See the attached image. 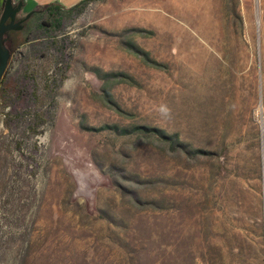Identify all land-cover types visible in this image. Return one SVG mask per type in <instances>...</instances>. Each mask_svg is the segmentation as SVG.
Wrapping results in <instances>:
<instances>
[{"label": "rangeland", "instance_id": "rangeland-1", "mask_svg": "<svg viewBox=\"0 0 264 264\" xmlns=\"http://www.w3.org/2000/svg\"><path fill=\"white\" fill-rule=\"evenodd\" d=\"M30 16L0 77V264H264V0Z\"/></svg>", "mask_w": 264, "mask_h": 264}, {"label": "water", "instance_id": "water-1", "mask_svg": "<svg viewBox=\"0 0 264 264\" xmlns=\"http://www.w3.org/2000/svg\"><path fill=\"white\" fill-rule=\"evenodd\" d=\"M19 6L20 3L13 5L11 0L3 1V9L0 14V77L5 69L7 58L10 52L9 47L5 46L2 41V34L6 29L10 27L11 23H14L13 20L15 14L18 12ZM29 14L30 12L26 13L25 17H27ZM6 18H8L9 21L7 23H4Z\"/></svg>", "mask_w": 264, "mask_h": 264}, {"label": "flooded vegetation", "instance_id": "flooded-vegetation-1", "mask_svg": "<svg viewBox=\"0 0 264 264\" xmlns=\"http://www.w3.org/2000/svg\"><path fill=\"white\" fill-rule=\"evenodd\" d=\"M3 1H1V10H0V14L2 12L3 9ZM13 3V2H12ZM18 2L13 3V5H16ZM32 20V16L28 15L27 17H25V14H21L19 12H17L15 14L14 23H11L10 27L8 29H6L3 34H2V38H3V43L5 46L7 47H12V45L15 43L16 39H17V35L24 29L30 28V25L32 26V23L30 22ZM9 21L8 18L5 19L4 23H7ZM33 27V26H32Z\"/></svg>", "mask_w": 264, "mask_h": 264}, {"label": "crops", "instance_id": "crops-1", "mask_svg": "<svg viewBox=\"0 0 264 264\" xmlns=\"http://www.w3.org/2000/svg\"><path fill=\"white\" fill-rule=\"evenodd\" d=\"M0 0V10H1ZM13 3H20L18 12L21 14H26L30 12V15L36 10L38 6H58L60 8H69L70 6L80 2L81 0H11ZM198 7V6H197ZM202 8V7H199ZM30 10V11H29Z\"/></svg>", "mask_w": 264, "mask_h": 264}, {"label": "trees", "instance_id": "trees-1", "mask_svg": "<svg viewBox=\"0 0 264 264\" xmlns=\"http://www.w3.org/2000/svg\"><path fill=\"white\" fill-rule=\"evenodd\" d=\"M84 2H85V0H81L80 2H78V3H76V4L72 5V6H70L68 9H75L76 12H79V10L81 8V5L84 4ZM57 8H60V7H58V6H52V5L49 6V9L50 10L57 9ZM58 22H59V17L58 16L55 17V18H53V20L51 21V23L53 25H55L56 27L58 26Z\"/></svg>", "mask_w": 264, "mask_h": 264}, {"label": "bare ground", "instance_id": "bare-ground-1", "mask_svg": "<svg viewBox=\"0 0 264 264\" xmlns=\"http://www.w3.org/2000/svg\"><path fill=\"white\" fill-rule=\"evenodd\" d=\"M199 9H201V8H199ZM199 9L196 8V11H198L197 13H199ZM196 11H195V12H196ZM177 13L179 14V12H177ZM197 13H195V16L197 15ZM181 14H182V13H181ZM181 16L184 17L183 15H181ZM198 16H199V15H198ZM204 16H205V13L202 14L201 18L203 19ZM184 18H185V17H184ZM207 23H208V26L211 27L212 24H211V22H210L209 20L207 21ZM193 27L196 29V30H195L196 32H198V31H202V27H201V28L198 27L197 23L193 24Z\"/></svg>", "mask_w": 264, "mask_h": 264}]
</instances>
